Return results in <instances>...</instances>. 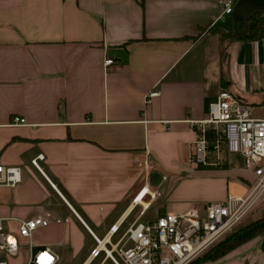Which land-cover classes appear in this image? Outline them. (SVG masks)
<instances>
[{
    "label": "crops",
    "instance_id": "obj_1",
    "mask_svg": "<svg viewBox=\"0 0 264 264\" xmlns=\"http://www.w3.org/2000/svg\"><path fill=\"white\" fill-rule=\"evenodd\" d=\"M221 1L0 0V164L22 168L16 186L0 185V218L14 232L18 219L54 220L34 232L33 254L48 247L56 264H113L92 234L105 242L143 188L156 193L153 220L203 213L252 187L238 154L191 161V120L206 118L222 89L264 118V38L200 34L240 28L264 0H234L229 13ZM20 240L10 264L31 255Z\"/></svg>",
    "mask_w": 264,
    "mask_h": 264
},
{
    "label": "built area",
    "instance_id": "obj_2",
    "mask_svg": "<svg viewBox=\"0 0 264 264\" xmlns=\"http://www.w3.org/2000/svg\"><path fill=\"white\" fill-rule=\"evenodd\" d=\"M225 12L232 11L234 0H222ZM113 59L105 60L109 66ZM159 95L157 90L145 96L150 103ZM249 104L239 100L233 92L222 89L217 98L209 103L207 117L191 120L196 127V139L192 144L191 161L206 165L211 151L238 154L244 160V166L253 172L255 182L244 195L230 194L224 201L209 202L204 212L190 209L185 212H166L153 220L143 221V217L156 199V193L143 188L132 200L127 216L123 214L107 239L103 253L105 259L113 264H189L214 242L236 227L264 197V118L251 116ZM15 124H27L25 118H16ZM210 126L216 127L214 135ZM40 154L32 163L38 167L43 159ZM20 166L0 164V185L16 186L22 179ZM144 192V202L136 200ZM149 196V198H146ZM131 213L135 214L129 221ZM125 217V218H124ZM54 221L44 215L18 219V231L5 230L0 218V251L8 257H16L21 250V238L29 240L31 255L25 264H56L59 257L50 248L32 253L33 235L36 230L50 225ZM56 221V220H55ZM121 234L115 239V234ZM97 243L99 239L92 234ZM5 255V256H6ZM0 257V264H10L9 259ZM97 256V257H98Z\"/></svg>",
    "mask_w": 264,
    "mask_h": 264
},
{
    "label": "rangeland",
    "instance_id": "obj_3",
    "mask_svg": "<svg viewBox=\"0 0 264 264\" xmlns=\"http://www.w3.org/2000/svg\"><path fill=\"white\" fill-rule=\"evenodd\" d=\"M234 29V28H233ZM230 30V29H229ZM225 30V31H229ZM236 30V29H235ZM228 162V161H227ZM230 163V162H228ZM241 175H239L240 177ZM264 213V197L261 202L232 230L224 234L220 239L214 242L208 249L202 252L194 264H264V252L261 249V243L264 241V235L257 236L239 245L234 244L237 238H230L233 235L243 236L242 229L251 226ZM148 218L154 219V216L148 214ZM146 216L143 221H146ZM237 236V237H238ZM2 254L4 252L0 251ZM25 250H22V256ZM101 253L99 256H104ZM6 255V254H5ZM7 256V255H6ZM1 257V255H0ZM7 258H16L8 257ZM20 260V256L18 257Z\"/></svg>",
    "mask_w": 264,
    "mask_h": 264
},
{
    "label": "trees",
    "instance_id": "obj_4",
    "mask_svg": "<svg viewBox=\"0 0 264 264\" xmlns=\"http://www.w3.org/2000/svg\"><path fill=\"white\" fill-rule=\"evenodd\" d=\"M207 29L214 33H218L221 40L227 41L228 43L242 40H261L264 38V8L249 16L245 23L236 30L231 28L229 31H225L222 28H210V26H208L200 28V34L205 32ZM242 232L243 236H238L239 234H237L230 237L237 238L234 242L235 246L236 244L239 245L257 236L264 235V213L251 226L246 229H242L241 233ZM261 249L264 252V241L261 243ZM195 261L196 258L189 264H194L193 262Z\"/></svg>",
    "mask_w": 264,
    "mask_h": 264
},
{
    "label": "bare ground",
    "instance_id": "obj_5",
    "mask_svg": "<svg viewBox=\"0 0 264 264\" xmlns=\"http://www.w3.org/2000/svg\"><path fill=\"white\" fill-rule=\"evenodd\" d=\"M136 202H137V203L144 202V201H143V197H142V196H139V197L137 198ZM113 231H114V230H113ZM113 231H112L111 234L108 236V238L112 235ZM108 238H107V239H108ZM106 242H107V240L104 242V240L101 241V240L99 239V244H100V247H99V248H103V249H104V247H105V243H106Z\"/></svg>",
    "mask_w": 264,
    "mask_h": 264
}]
</instances>
